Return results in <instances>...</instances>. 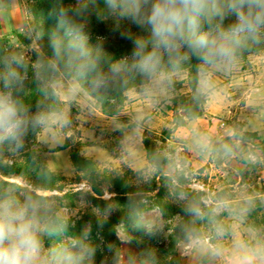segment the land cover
Returning a JSON list of instances; mask_svg holds the SVG:
<instances>
[{
	"label": "clouds",
	"instance_id": "1",
	"mask_svg": "<svg viewBox=\"0 0 264 264\" xmlns=\"http://www.w3.org/2000/svg\"><path fill=\"white\" fill-rule=\"evenodd\" d=\"M92 14L111 21L113 32L132 44L129 56L111 61L100 44L91 42L88 17ZM53 16L55 27L46 34H32L40 42L32 49L36 56L33 76L41 94L57 107L51 113L30 114L21 98L27 60L19 52L0 58V146L21 150L30 130L53 119L67 126V112L59 105L85 93L99 99L139 77L145 82L144 95L152 96L193 58L199 62V91L206 95L213 71L229 69L242 52L264 46V0H78L75 6H59ZM45 35L50 55L43 43ZM208 144L207 137L199 136L194 148L204 154ZM214 151L225 157L234 155L228 144ZM174 173L171 179L176 182ZM142 179L147 182L150 176L144 174ZM173 195L189 220L183 225L186 251L198 246L219 258L221 250L202 239L194 225L206 222L223 238L229 233L218 217L231 213V205L221 200L209 208L178 185ZM128 202L137 218L132 228L155 237L157 222L144 221L131 196ZM117 210V204L109 203L102 214L107 219ZM99 223L102 227L103 221ZM90 232L86 228L70 233L68 222L49 199L19 185L0 186V264H95L99 245L89 239ZM127 235L123 224L116 229L117 239ZM46 241L54 242L46 246ZM235 248L231 264H264V242H238Z\"/></svg>",
	"mask_w": 264,
	"mask_h": 264
},
{
	"label": "rangeland",
	"instance_id": "2",
	"mask_svg": "<svg viewBox=\"0 0 264 264\" xmlns=\"http://www.w3.org/2000/svg\"><path fill=\"white\" fill-rule=\"evenodd\" d=\"M34 4V0H26L24 3L27 28L20 33L26 40H30V44L20 42L16 36L17 32L8 36H0V58L13 52L22 53L28 62V68L25 72L27 84L25 87L27 91L35 92L40 97V86L33 76V63L36 56L32 51L39 43L32 35L34 30L27 23L28 18L30 25L34 23L32 18ZM198 74L199 63L196 71L197 79ZM192 78L189 69L182 67L179 72L171 77L170 84L162 85L154 91L152 96H146L142 92L145 82L134 86L124 92L126 101L121 105L119 113L115 115L124 121L128 120V117L131 118L129 115L131 113L134 119L132 126L135 128L144 127L145 121L154 117H160L163 122L170 125L163 129L147 127L143 131V140L147 139L153 142L156 151L167 160L165 166L167 171L164 172L162 167L158 169L151 164L139 171V174L125 164L118 167H114L112 164L98 165L100 170H107L108 173L120 175L130 186L140 190L136 197L140 198V201L146 206H149V209L141 216L144 221H156L159 231L155 237L149 236L145 232L143 237L138 238L140 246H151L163 251L167 248L168 236L172 234L174 229L182 228L180 226V214L175 215L169 221H165L161 212L156 207H152L159 188L164 191L165 199L176 207L180 206L173 195L177 185L184 191L190 189L195 192L200 196V201L209 208L215 207L221 200L227 201L231 205L232 211L231 213H222L218 220L227 229L228 235L219 238L206 222L196 224L199 226L201 238L207 240L209 245L217 246L221 250V255L219 258H213L208 252L201 251L198 246H193L191 250L186 251L188 241L183 239L175 245V255L168 256L161 261L151 260L142 254L140 246L128 234L126 237L118 239L117 264H172L173 261H176L177 264H231L236 254L235 245L238 242L247 245H255L258 241L264 242V49L247 55H240L235 65L229 69L213 71L211 88L206 95L200 93L198 81L196 91L203 100L200 106L202 115H206L205 118L209 120L211 125H214L215 129H217L216 126L224 124L227 130L223 141L216 140L213 144L208 145L210 151L213 152L214 163H218L223 158L222 155L214 151L220 145L228 144L234 149V155L227 157L229 159V175H225L224 179L222 173L221 175L218 174L219 179L215 181L214 185L204 169L196 170L191 167L182 152L177 156L174 155L173 147L166 141V137H169L172 129L178 128L176 127V124H179L177 116L187 122L197 118L187 120L182 107L179 106L175 109L173 103L174 99L181 96H194L190 87ZM65 86L70 87L68 84ZM46 100L50 102V105H46L42 99L32 100L33 107L27 105L30 108V114L49 113L48 110L51 105H57L50 99L46 98ZM95 103L100 108L96 101ZM69 110L72 114H67L70 121L67 126L61 127L59 122L53 119L46 126L30 130L24 138V147L21 150L17 151L11 145L0 147V165L27 166L28 163L37 162L41 158L44 166L48 167L46 158H53L54 156L51 151L66 143L70 155L76 151L81 153L82 147L87 146L88 143L81 140L74 127L76 125L74 115L78 111L77 107L71 106ZM72 130L74 132L71 133ZM69 133H71L70 137L65 139ZM117 147V152L124 153L121 145ZM133 151L135 154L137 153L136 148ZM118 156H123V154H118ZM173 170H175L176 182L171 179ZM144 174L150 176L147 182L142 179ZM56 175L55 184L58 190L42 191L34 188V173L30 169L24 176L13 175L9 177L3 176L0 169V180L9 184L22 186L29 192H35L37 195L48 198L67 196L64 206L58 208L56 212L64 217L71 228H78V223L88 214H93L94 218H105L102 212L92 205L91 197L94 195L91 181L86 175L80 172H76L72 177ZM82 184H86L87 188L79 189ZM203 185L205 189L202 188ZM224 185L228 186L224 187ZM102 189L104 192L102 198L106 201L116 195L113 187L108 183H103ZM153 189L155 191L148 192ZM71 199L76 202L75 205H67L68 200ZM120 226H117L116 229ZM86 228L91 229L90 240L92 234L98 235L95 233L91 222L86 221L84 223L82 230Z\"/></svg>",
	"mask_w": 264,
	"mask_h": 264
},
{
	"label": "trees",
	"instance_id": "3",
	"mask_svg": "<svg viewBox=\"0 0 264 264\" xmlns=\"http://www.w3.org/2000/svg\"><path fill=\"white\" fill-rule=\"evenodd\" d=\"M35 4L32 10V18L34 19V23L30 25L27 20V23L30 28L34 31H42L45 34L50 31L53 27H55L56 20L53 16V13L59 8V6H75L78 0H34ZM230 21H226L228 23ZM113 25L111 21H104L98 19L94 14L88 17V31L90 34V40L93 44H100L102 46V51L106 54L109 60L116 61L118 59H122L131 54L132 44L127 41L120 39L118 33L113 32ZM135 32H139L138 28L133 27L132 29ZM17 38L20 42H24L30 44V40H26L23 34L18 33ZM38 43H40L38 41ZM45 45V50L50 55V49H47V38L45 35V39L43 41ZM264 49V46L253 47L250 50L242 52L240 55H247L252 52H258ZM198 61L193 58L191 61L185 63L183 67L188 68L190 74L193 76V80L190 82V87L193 92V97L181 96L180 98H176L173 100L174 107L177 109L179 106L182 107L186 119H191L194 117H199L202 115L200 110V106L203 102L202 97L196 91V87L198 84V79L196 77L197 65ZM105 70L107 69V64L104 65ZM143 80L139 77L132 78L128 81L126 87H120L113 89L107 93H105L101 98L95 99L93 98L100 106L102 112L108 116H115L119 113L121 105L124 101H126V96L124 95L125 91L130 90L134 86H138L143 84ZM27 85V84H26ZM22 100L25 105L33 107L31 101L42 99V101L46 105H50V102L46 100V98L41 94L39 97L35 92L27 91L25 87L24 93L22 95ZM52 103V102H51ZM54 103V102H53ZM53 105V104H52ZM48 110L51 113L57 105L52 106ZM62 105V104H61ZM61 105H59L61 107ZM177 119L179 124H176V127L184 126L187 121L182 120L180 118ZM143 144L147 153L148 162L151 165H154L156 168L160 169L162 166L167 164V160L159 154L155 147L154 143L150 142L147 139L143 140ZM7 145H2L0 147H5ZM67 143L63 146L57 147L51 152H57L61 150L67 149ZM70 160L77 172L83 173L86 177L91 181L92 193L94 196L91 197L92 205L98 211L103 213V210L107 207L109 203L117 204L118 210L111 214L107 219L105 218H94L93 214H88L86 218H84L80 223H78V228H71L69 225L70 233H81L83 230L84 223L87 221L93 224V229L96 234H92L91 241L95 245H99L97 255L95 257V264H117L118 263V251H119V242L116 237V227L119 225L126 226L127 233L131 235L136 243L140 246L138 238L143 237L145 231H138L132 228V224L135 219L134 211L129 206L128 198L131 196L133 201L138 208L140 216L149 209V206H146L143 202H141L140 198H137L136 195L140 193V190L134 188L129 185V183L120 175H116L115 173H108L107 170H100L99 165L93 159L87 158L82 155L79 151L73 152L70 155ZM0 169L3 173V176H24L28 169H30L34 173V183L33 186L35 189H40L42 191H54L58 190L55 182L57 181V175L53 173L46 165L44 166V162L41 158L38 159L37 162L28 163L27 166H2L0 165ZM108 183L113 187V191L116 194L109 201L104 200L102 197L104 195L102 184ZM180 184V181H178ZM10 185L8 182L0 180V186ZM150 191H155L149 190ZM186 192L190 194L191 197L200 201V196H198L195 192L187 189ZM37 195L35 192H31ZM40 196V195H37ZM44 197V196H41ZM74 197V196H73ZM55 210L64 206V201L67 199V196L63 198H48ZM70 199V198H69ZM67 205H75V201L73 199L68 200ZM152 207H156L162 214V217L165 221L171 220L175 215L180 214L181 229L176 228L172 232L171 235L168 236V245L165 250H161L159 248L151 247V246H140L142 254H144L148 259L151 260H163L168 256L175 255V245L185 239L183 232V225L188 224L189 220L182 212L181 206H174L171 202L165 199L164 191L162 188H159V192L156 196V199L152 205ZM100 221H103V226H100ZM196 224H200L197 222ZM196 224L194 227L197 228L199 234V226ZM54 241H46V245L52 244ZM109 247L111 250H109ZM172 264H177L176 261H173Z\"/></svg>",
	"mask_w": 264,
	"mask_h": 264
},
{
	"label": "crops",
	"instance_id": "4",
	"mask_svg": "<svg viewBox=\"0 0 264 264\" xmlns=\"http://www.w3.org/2000/svg\"><path fill=\"white\" fill-rule=\"evenodd\" d=\"M25 2L26 0H0V36H8L14 32L21 33L26 30ZM71 106H76L78 110L74 115L76 124L74 127L81 140L88 143L87 146L82 147L81 154L104 166L112 164L114 167H118L125 164L134 171L145 169L149 162L143 144V131L147 127L163 129L170 126L160 117H154L145 121L144 127L135 128L132 126L134 119L131 113H129L131 118L128 117V120L124 121L119 116L105 115L96 105L94 99L87 96L86 93L74 101L63 103V108L68 115L71 113L69 110ZM205 116L202 115L188 121L182 127L173 128L169 137H166V141L173 147L174 155L177 156L182 152L191 167L196 170L204 169L214 185L215 181L219 179L218 174L222 173L224 179L225 175H229V159L222 156L223 158L215 164L213 152L209 147L207 152L201 154L194 148V144L199 136L207 137L209 144H213L216 140L223 141L227 130L224 124L216 126L217 129H215ZM171 126L173 127V124ZM71 133L67 134L65 139L70 137ZM118 145H121L124 153L116 151ZM134 148L137 149V155L133 151ZM118 154H123V156H118ZM52 155H54L53 158H46V162L53 173L65 177H72L76 174L77 171L71 163L68 149L53 152ZM166 165L162 166L164 172L167 171ZM222 183L224 182L222 181ZM202 188L205 189V186L203 185Z\"/></svg>",
	"mask_w": 264,
	"mask_h": 264
},
{
	"label": "built area",
	"instance_id": "5",
	"mask_svg": "<svg viewBox=\"0 0 264 264\" xmlns=\"http://www.w3.org/2000/svg\"><path fill=\"white\" fill-rule=\"evenodd\" d=\"M84 188H87L86 184H82L80 185L79 189H84Z\"/></svg>",
	"mask_w": 264,
	"mask_h": 264
}]
</instances>
